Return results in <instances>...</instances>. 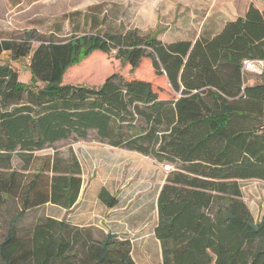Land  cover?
Listing matches in <instances>:
<instances>
[{
	"label": "trees",
	"instance_id": "16d2710c",
	"mask_svg": "<svg viewBox=\"0 0 264 264\" xmlns=\"http://www.w3.org/2000/svg\"><path fill=\"white\" fill-rule=\"evenodd\" d=\"M34 39L29 36V40ZM29 58L31 84L2 62ZM137 70L150 62L158 81L114 73L98 87L65 83L94 55ZM264 59V11L251 4L214 38L164 43L136 31L65 41L0 39V205L20 212L0 242L1 264H135L131 242L93 227L51 218L27 236L19 223L47 203L69 209L81 186L79 165L59 158L28 172L12 166L69 139L99 142L175 165L158 198L155 236L162 264H264V215L254 221L240 180L264 181V78L242 76L246 60ZM100 199L117 204L105 190Z\"/></svg>",
	"mask_w": 264,
	"mask_h": 264
},
{
	"label": "rangeland",
	"instance_id": "374dc122",
	"mask_svg": "<svg viewBox=\"0 0 264 264\" xmlns=\"http://www.w3.org/2000/svg\"><path fill=\"white\" fill-rule=\"evenodd\" d=\"M252 1L264 5V0ZM247 3L248 0H0V39L19 43L29 41L35 48L40 41H65L87 34L136 31L142 36H157L164 43L194 41L200 36L216 33L233 13L241 12ZM29 36L34 39L29 40ZM115 55H94L88 65L65 78L68 81L65 83L98 87L114 73L158 81L149 61L144 60L137 70L131 72V67L116 59ZM1 61L10 63L20 72L22 83L31 84L29 58L14 61L11 53H5ZM262 79L249 74L245 77V84H257ZM99 143L93 134L87 141L70 139L37 152L34 161L28 164L15 157L12 166L18 171L28 172L38 168L48 158L65 160L80 147L100 146ZM115 152L118 153L115 172L121 175L116 181V192L121 196L127 194L130 207L126 210L132 215L139 209L134 203L145 195L149 194L153 203L165 176L167 178L170 174L165 167L175 169V165L168 162L157 165L151 158L136 152ZM98 163L99 167L105 164L103 161ZM91 171L94 173V170ZM238 184L242 201L254 221H259L264 215V181L240 180ZM19 208L13 199H8L4 206L0 205V242L8 233L9 221L20 212ZM143 209L147 217L142 228L134 225L125 230L119 223H112L109 228L106 225L101 226L103 229L94 228L95 237L101 240L103 233L111 229L131 241L135 264H162L161 244L154 234L156 208ZM47 216H56L47 206L28 212L19 223L20 236L29 235L32 228Z\"/></svg>",
	"mask_w": 264,
	"mask_h": 264
},
{
	"label": "crops",
	"instance_id": "0c3cea01",
	"mask_svg": "<svg viewBox=\"0 0 264 264\" xmlns=\"http://www.w3.org/2000/svg\"><path fill=\"white\" fill-rule=\"evenodd\" d=\"M251 4H253L258 10L264 11V5L257 4L255 1L252 0H248V3L243 8V10L239 13L238 12L233 13V15H231V17L222 25V27L216 33L210 36H200L199 38L216 37L222 32L224 27L229 22H233L236 21L238 18L244 17ZM199 38L191 42H196ZM180 41H189V40H180ZM173 42H177V41H173ZM173 42H168L167 44ZM29 64L30 62H28V69H29ZM242 76L245 79L247 75L245 76L242 74ZM253 85H255V83L249 84L248 86H253ZM92 134L96 137L95 132L91 131L87 139L85 140L80 139V141H87ZM98 145L100 146H89L83 148L80 147L77 152L75 153L72 152L70 157L66 158L65 160L62 159L63 161H67L70 164H74L76 162L77 165H79L80 175H77V177L81 179V186L75 203L69 209L54 205L52 203H47L41 207H38L37 209L47 206L50 209L51 213L56 214V216H47L46 218H51L58 221L65 220L67 223L73 226L93 227L97 229H103V227H101L103 225H106L107 228H109L110 224L119 223V225L122 228L127 230L129 227L130 228L134 227V225H139L140 228L144 226L146 222L147 212L144 211L143 208H156L157 223H158V198L162 188L166 184V176L155 195L153 203H151V199L149 198L150 195L149 194L145 195L146 196L145 198H142L141 200L136 201L134 203L136 205V208L139 209L135 213L130 215L127 213L126 210L127 208L130 207L128 205L127 194L125 193L124 195L121 196L116 192V186H117L116 181L118 177H121V175L115 172V167H116L115 162H116V156L118 154L115 151H124V152H134V151L114 148L104 143H99ZM139 155L144 156L140 153ZM151 159L155 161L157 165H160L157 162V160H155L154 158ZM101 161L105 162V164L99 167L100 163L98 162ZM97 165L99 168L97 167L95 169ZM91 170H94V173ZM102 190H105L110 197L116 198L117 200L116 206L109 207L100 199V193ZM155 228H154V234H155ZM108 234L117 236L119 240H129L127 236H120L118 232L111 231V229L110 230L107 229L103 233L104 236ZM141 240H145V238H142ZM157 241L160 243L158 239ZM131 256H132V250H131Z\"/></svg>",
	"mask_w": 264,
	"mask_h": 264
},
{
	"label": "built area",
	"instance_id": "2783aa9c",
	"mask_svg": "<svg viewBox=\"0 0 264 264\" xmlns=\"http://www.w3.org/2000/svg\"><path fill=\"white\" fill-rule=\"evenodd\" d=\"M242 74H252L264 78V59L246 60L243 64ZM165 171H170V167H165Z\"/></svg>",
	"mask_w": 264,
	"mask_h": 264
}]
</instances>
